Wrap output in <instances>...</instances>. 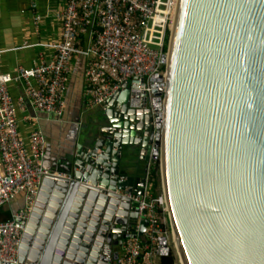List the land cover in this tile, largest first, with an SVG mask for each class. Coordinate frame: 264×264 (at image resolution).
<instances>
[{
	"label": "water",
	"instance_id": "95a60500",
	"mask_svg": "<svg viewBox=\"0 0 264 264\" xmlns=\"http://www.w3.org/2000/svg\"><path fill=\"white\" fill-rule=\"evenodd\" d=\"M175 9L161 111L129 107L126 82L102 105L80 107L55 147V171L42 162L52 174L15 219L17 263L6 264H109L137 221L144 241L147 221L123 194H143L149 157L168 227L161 255L170 245L176 264H264V0H177ZM31 112L40 130L62 119ZM19 199L4 208L21 209Z\"/></svg>",
	"mask_w": 264,
	"mask_h": 264
},
{
	"label": "built area",
	"instance_id": "2783aa9c",
	"mask_svg": "<svg viewBox=\"0 0 264 264\" xmlns=\"http://www.w3.org/2000/svg\"><path fill=\"white\" fill-rule=\"evenodd\" d=\"M175 7L176 0H67L56 14L58 39L44 43L52 49L50 57L39 54L32 65L5 73L1 72L0 49V208L20 194L24 198L21 209L0 219L3 264L17 263L22 228L15 219L27 217L42 178L52 174L42 167L46 146L42 131L31 128L26 144L19 135L17 111L30 108L61 115L75 55L83 59L82 97L86 108L102 105L126 82L129 107L148 108L151 115L160 112L166 34L171 29ZM39 20L38 15H33L35 27ZM11 82L22 87L16 100L8 90ZM25 118L29 120L30 116ZM156 164L159 167L158 160L149 157L142 195L123 194L137 203L138 220L147 221L142 233L144 241L137 221L109 264H160V239L165 237L163 193L153 196L148 192L150 172Z\"/></svg>",
	"mask_w": 264,
	"mask_h": 264
},
{
	"label": "crops",
	"instance_id": "0c3cea01",
	"mask_svg": "<svg viewBox=\"0 0 264 264\" xmlns=\"http://www.w3.org/2000/svg\"><path fill=\"white\" fill-rule=\"evenodd\" d=\"M67 0H0V49L1 72L14 73L19 66L28 67L38 59L39 54L45 58L52 55V49L44 46V43H52L58 39L60 25L56 14L66 5ZM33 15H38L40 20L35 27ZM82 69L83 59L73 56L66 82L65 108L61 114V120H49L44 122L41 130L45 137L46 146L42 162L45 167L55 171L53 153L56 146L67 136L71 124L70 119L77 117V110L84 106L82 97ZM8 90L16 100L22 94L19 83L11 82ZM29 115L30 119L25 117ZM18 130L24 142L28 144V133L31 128L39 127L35 115L30 108L26 111L18 110ZM80 117V116H79ZM78 117V119H79ZM18 195L10 204L15 210L20 201ZM6 215L11 213L9 208H4Z\"/></svg>",
	"mask_w": 264,
	"mask_h": 264
},
{
	"label": "trees",
	"instance_id": "16d2710c",
	"mask_svg": "<svg viewBox=\"0 0 264 264\" xmlns=\"http://www.w3.org/2000/svg\"><path fill=\"white\" fill-rule=\"evenodd\" d=\"M151 178L149 179L150 185L148 186V192L151 193V195L155 196L157 193H159L160 190V181H159V172H158V164L155 165L154 169L150 172ZM7 218L6 210L4 208H0V219L4 220ZM165 228L168 229L166 226ZM175 253L173 248L168 245V250L165 254L160 256V264H176L175 260Z\"/></svg>",
	"mask_w": 264,
	"mask_h": 264
},
{
	"label": "rangeland",
	"instance_id": "374dc122",
	"mask_svg": "<svg viewBox=\"0 0 264 264\" xmlns=\"http://www.w3.org/2000/svg\"><path fill=\"white\" fill-rule=\"evenodd\" d=\"M169 32H170V30H169ZM169 32H167V34H166V36H167V40H166V46H165V53H167V45H168V41H169ZM158 172H159V167H158ZM159 177H160V174H159ZM159 181H160V178H159ZM160 191H161V183H160V190H159V193H160ZM159 193H157V195L159 194Z\"/></svg>",
	"mask_w": 264,
	"mask_h": 264
},
{
	"label": "bare ground",
	"instance_id": "6f19581e",
	"mask_svg": "<svg viewBox=\"0 0 264 264\" xmlns=\"http://www.w3.org/2000/svg\"><path fill=\"white\" fill-rule=\"evenodd\" d=\"M176 3H177V0H176ZM176 10V9H175ZM175 15V16H174ZM174 15H173V17H174V20H173V24H172V27H173V25H174V23H175V19H176V13H174ZM0 262L2 263V261L0 260ZM3 264V263H2Z\"/></svg>",
	"mask_w": 264,
	"mask_h": 264
}]
</instances>
